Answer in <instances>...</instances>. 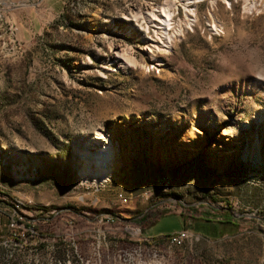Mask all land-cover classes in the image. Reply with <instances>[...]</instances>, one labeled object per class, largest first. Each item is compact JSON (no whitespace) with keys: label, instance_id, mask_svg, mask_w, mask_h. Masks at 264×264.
<instances>
[{"label":"rangeland","instance_id":"1","mask_svg":"<svg viewBox=\"0 0 264 264\" xmlns=\"http://www.w3.org/2000/svg\"><path fill=\"white\" fill-rule=\"evenodd\" d=\"M259 118L264 0H0V264H264Z\"/></svg>","mask_w":264,"mask_h":264},{"label":"bare ground","instance_id":"2","mask_svg":"<svg viewBox=\"0 0 264 264\" xmlns=\"http://www.w3.org/2000/svg\"><path fill=\"white\" fill-rule=\"evenodd\" d=\"M161 16H162V21H159L161 23V29L158 39H155V41L146 40L145 43V51L150 56V60L152 62H158L154 60L155 52L159 53V52L167 51L170 48V44L173 38L181 34L180 27H178L174 31L172 36H169L167 34V31L171 26L170 13L166 10H161ZM221 31L218 28L214 27L213 32L215 36H218L219 32ZM115 56L116 59L119 58L121 59L122 57L120 52L117 51L115 52ZM125 60L126 62L128 61L129 64L130 63L135 64L131 60H127V59ZM159 65L160 64H158L157 66ZM262 119L259 118L255 120L252 124H247L244 128H240L241 131L240 135H242V137L245 138V140L249 141V143L252 144L253 147H256L257 149L260 147L261 140L264 138V127L260 126V123L263 122ZM246 154H247V150H246ZM82 161L84 168L81 170V175L85 178L87 177L110 178L117 166L116 156L114 150L111 147H106L104 150L100 152L99 151L95 152L94 154L88 153L87 155L82 156ZM91 166H93L94 168L91 169Z\"/></svg>","mask_w":264,"mask_h":264},{"label":"built area","instance_id":"3","mask_svg":"<svg viewBox=\"0 0 264 264\" xmlns=\"http://www.w3.org/2000/svg\"><path fill=\"white\" fill-rule=\"evenodd\" d=\"M210 25H207L206 28L209 27ZM167 185H168V181L162 180L163 189L166 188ZM118 199L120 200L121 203H125V199L121 198V196H118ZM186 239H188V235L185 232H178L169 238L167 244H171V246H178L181 245Z\"/></svg>","mask_w":264,"mask_h":264},{"label":"trees","instance_id":"4","mask_svg":"<svg viewBox=\"0 0 264 264\" xmlns=\"http://www.w3.org/2000/svg\"><path fill=\"white\" fill-rule=\"evenodd\" d=\"M218 207H219L218 209L221 210L220 224L228 225V226L236 228V224L233 223V220L236 217L234 212L226 206H218ZM205 219H206V217H205Z\"/></svg>","mask_w":264,"mask_h":264},{"label":"crops","instance_id":"5","mask_svg":"<svg viewBox=\"0 0 264 264\" xmlns=\"http://www.w3.org/2000/svg\"><path fill=\"white\" fill-rule=\"evenodd\" d=\"M1 227L4 228L5 227V223H3V222L1 223V220H0V236H1Z\"/></svg>","mask_w":264,"mask_h":264}]
</instances>
